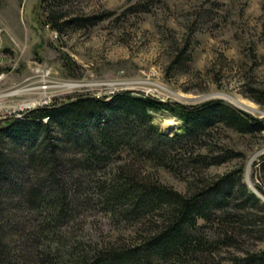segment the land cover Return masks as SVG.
Returning a JSON list of instances; mask_svg holds the SVG:
<instances>
[{
	"label": "trees",
	"instance_id": "16d2710c",
	"mask_svg": "<svg viewBox=\"0 0 264 264\" xmlns=\"http://www.w3.org/2000/svg\"><path fill=\"white\" fill-rule=\"evenodd\" d=\"M69 1L39 0L44 23L62 33L106 18L68 14ZM192 53L187 37L172 63L187 67ZM261 85L249 88L258 103ZM161 110L180 121L173 135L154 121ZM214 126L245 134L264 121L222 99L185 104L131 89L54 99L1 120L0 264H264V202L243 167L204 174L238 156L207 142ZM257 168L264 177V154ZM157 169L186 191L162 183ZM98 212L124 230L96 240L85 225Z\"/></svg>",
	"mask_w": 264,
	"mask_h": 264
},
{
	"label": "rangeland",
	"instance_id": "374dc122",
	"mask_svg": "<svg viewBox=\"0 0 264 264\" xmlns=\"http://www.w3.org/2000/svg\"><path fill=\"white\" fill-rule=\"evenodd\" d=\"M136 5L141 9L133 11ZM64 9L106 18L61 33L44 23L39 0H0V121L54 99L120 89L185 104L223 98L264 121V101H255L249 89L264 80V0H70ZM187 37L192 58L180 68L172 61ZM154 121L168 135L180 123L163 110L154 112ZM211 132L207 142L238 156L205 169V176L241 166L244 181L264 202V177L257 168L264 128L239 134L214 126ZM156 174L186 191L182 179L163 169ZM86 219L91 225L84 224L85 230L98 241L124 230L100 212Z\"/></svg>",
	"mask_w": 264,
	"mask_h": 264
},
{
	"label": "bare ground",
	"instance_id": "6f19581e",
	"mask_svg": "<svg viewBox=\"0 0 264 264\" xmlns=\"http://www.w3.org/2000/svg\"><path fill=\"white\" fill-rule=\"evenodd\" d=\"M233 101H235V100H233ZM236 103H238L237 101H235ZM236 105V104H235ZM243 106V105H242ZM241 106V107H242ZM243 108H244V106H243ZM166 129V132H168V133H170V132H172V129L171 128H165ZM249 184V183H248ZM253 188V187H252ZM251 189V188H250ZM252 190V189H251ZM253 192H254V190H252ZM255 193V192H254Z\"/></svg>",
	"mask_w": 264,
	"mask_h": 264
},
{
	"label": "water",
	"instance_id": "95a60500",
	"mask_svg": "<svg viewBox=\"0 0 264 264\" xmlns=\"http://www.w3.org/2000/svg\"><path fill=\"white\" fill-rule=\"evenodd\" d=\"M223 99V98H222ZM223 100H226V99H223ZM227 101V100H226ZM228 103H230V104H232L231 102H229V101H227ZM233 106H235L234 104H232ZM235 107H237V106H235ZM237 108H239V107H237ZM239 109H241V108H239ZM242 110V109H241ZM248 186H249V184H248ZM252 190H254V192L255 193H257L256 192V190L254 189V188H252L251 186H249Z\"/></svg>",
	"mask_w": 264,
	"mask_h": 264
}]
</instances>
